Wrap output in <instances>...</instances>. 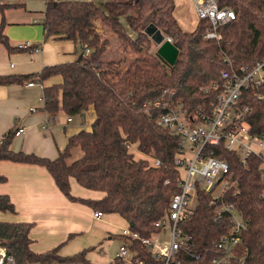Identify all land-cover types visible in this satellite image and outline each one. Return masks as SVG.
I'll return each instance as SVG.
<instances>
[{
  "label": "trees",
  "instance_id": "trees-1",
  "mask_svg": "<svg viewBox=\"0 0 264 264\" xmlns=\"http://www.w3.org/2000/svg\"><path fill=\"white\" fill-rule=\"evenodd\" d=\"M22 1L0 5V44L8 51L12 47L4 35L3 11L23 7ZM217 1L220 8L233 11L234 19L217 28L218 39H205L210 22L198 19L192 31L182 30L174 17L173 0H46L44 38L73 41L78 47L77 58L45 66L37 74L0 75V86L34 80L41 83L58 76L61 83L43 88L42 110L49 116L62 111L73 117L92 107L96 118L91 131L70 136L65 149L53 160L11 151L16 130H10L0 144V161L44 167L68 200L102 214L119 215L130 231L142 238L159 233L154 224L163 217L170 196L178 192L179 174L173 164L177 138L156 124L157 111H147L144 103L164 89H174L184 107L193 109L209 99L202 89L219 82L220 71L229 68L226 59L232 68H238L264 58V0ZM149 25L171 38L178 50L172 66L152 51L154 43L145 33ZM108 31L134 55L124 69H116L119 60L109 57L104 61L111 46ZM256 92L263 98H257ZM242 102L249 106L250 132L264 133V83L257 90L243 92ZM131 146L144 157L136 159ZM74 148H79L82 155L70 163ZM150 157L160 165L152 166ZM217 157L226 160L240 179L239 193L228 195L227 202L242 214L247 226L232 252L231 264H264V199L260 198L262 182L257 172L260 159L249 158L243 168L229 152L217 153ZM70 179L85 189L103 193L102 198L74 197ZM4 181L0 175V183ZM14 211L8 197L0 195V212ZM214 217L209 195L197 192L196 206L180 227L191 237L190 247L199 258L178 253L180 264H212L213 244L230 228L226 216L216 221ZM31 226L0 222V244L7 246L16 264H92L86 258L88 249L70 257L59 255L61 245L34 253L29 247ZM118 238L128 243L127 238ZM131 248L143 264H162L140 242L133 241ZM114 264L122 263L114 260Z\"/></svg>",
  "mask_w": 264,
  "mask_h": 264
},
{
  "label": "crops",
  "instance_id": "crops-1",
  "mask_svg": "<svg viewBox=\"0 0 264 264\" xmlns=\"http://www.w3.org/2000/svg\"><path fill=\"white\" fill-rule=\"evenodd\" d=\"M18 0H0L1 4H14ZM23 7H10L3 11L6 24L4 35L11 51L0 44V75L37 74L43 67L74 61L77 44L53 36L44 38L43 19L46 0H23ZM36 4H41L37 7ZM1 20V16H0ZM30 42L31 46H18ZM73 57V58H72ZM28 83H33L28 86ZM61 83L54 76L43 82L34 80L23 84L0 86V140L10 130L22 129L10 144L13 152L34 154L38 157L55 159L67 145L68 138L82 130L91 131L96 116L92 107L82 115L69 117L62 111L49 116L43 108V88ZM79 148L71 151L68 162L80 158ZM0 195H6L14 206L13 213L0 212V222L29 223L30 249L34 253H45L61 245L59 255L70 257L84 249L92 250L93 238L120 236L127 222L117 214L93 217L91 208L68 200L57 188L48 171L33 164L0 161ZM70 192L81 199L99 200L103 193L79 186L70 179ZM82 244L78 240H86ZM75 242L76 245L70 247ZM74 243V244H75ZM80 249L74 254L71 251ZM87 245V246H86ZM87 247V248H85ZM55 264V263H53Z\"/></svg>",
  "mask_w": 264,
  "mask_h": 264
},
{
  "label": "built area",
  "instance_id": "built-area-1",
  "mask_svg": "<svg viewBox=\"0 0 264 264\" xmlns=\"http://www.w3.org/2000/svg\"><path fill=\"white\" fill-rule=\"evenodd\" d=\"M193 6L198 19L210 22L211 29L203 35L205 39H218L217 28L234 19L233 11L220 8L217 0H193ZM166 39L172 43L171 38ZM30 46V42H26L18 48ZM226 62L229 68L220 71L219 82L202 89L209 96L205 103L193 109L185 108L177 99L174 89H164L159 96L144 103L147 111H157L156 124L177 138L173 164L179 174L176 182L178 192L170 196L163 217L154 224L160 231L165 226L168 228L169 240L159 245L151 240L155 234L142 238L127 226L121 230L120 236L127 238L128 243L123 242L114 260L122 264H143L131 248L133 241L140 242L162 264H180L178 253L198 259L199 255L190 247L191 237L180 224L195 208L197 192H201L209 195V204L214 208V220L226 216L230 223L228 233L213 244L215 255L211 263L231 264L232 252L247 226L242 214L227 202L228 195L236 196L239 193L240 179L226 160L217 157V153H231L243 168L247 167L249 158H259L257 172L262 182L260 198L264 199V133L250 132L247 124L249 106L242 102L243 92L257 90L263 85L264 58L238 68H232L228 59ZM27 85L32 86L33 83ZM256 97L263 98L259 92H256ZM21 132L22 129H17L14 136ZM150 164L157 167L160 161L150 157ZM164 183L168 184V180ZM193 202L195 206L190 210ZM102 216L100 211L93 213L95 219ZM0 264H16L7 246L2 244Z\"/></svg>",
  "mask_w": 264,
  "mask_h": 264
},
{
  "label": "rangeland",
  "instance_id": "rangeland-1",
  "mask_svg": "<svg viewBox=\"0 0 264 264\" xmlns=\"http://www.w3.org/2000/svg\"><path fill=\"white\" fill-rule=\"evenodd\" d=\"M45 1V0H44ZM175 9H174V17L176 18L178 24L180 25L181 29L187 32L192 31L196 23L198 21L197 14L195 12L194 6H193V0H173ZM37 7H41V4H36ZM101 30L100 28H98ZM127 33L129 31L126 29ZM110 40H111V46L108 49V53L104 56V61L109 60V57L113 61L119 60V65L116 69H124L130 62L133 61L134 55L129 53L123 43L118 40V38L108 31L106 34ZM166 37V36H165ZM157 50V46L154 44L152 47V51L155 52ZM74 56H78V51L75 52ZM73 58V57H72ZM112 67V66H111ZM114 68V67H113ZM130 151L134 153V156L136 159L143 158L144 156L138 152L134 146L130 147ZM150 160V158H149ZM195 206V203L190 206V210L193 209ZM119 235L121 232V227H118ZM85 238V237H84ZM86 239V238H85ZM152 242H157V244L162 245L168 242L169 240V230L165 226L162 228V230L153 235L151 237ZM80 244H82L84 241L87 243L88 239L86 240H78ZM93 245L92 250L88 253V258L94 263V264H114V259L116 257V254L119 251V247L123 244V241L119 239L116 236H105L103 238H93ZM75 242H72L70 244V247L73 245H76ZM80 244H77V249H73L74 251H71L74 254L78 252L80 249ZM87 246V245H86ZM87 248V247H85Z\"/></svg>",
  "mask_w": 264,
  "mask_h": 264
},
{
  "label": "water",
  "instance_id": "water-1",
  "mask_svg": "<svg viewBox=\"0 0 264 264\" xmlns=\"http://www.w3.org/2000/svg\"><path fill=\"white\" fill-rule=\"evenodd\" d=\"M145 33L151 41L157 46L156 53L167 64L173 65L178 56V50L166 37L154 26L149 25Z\"/></svg>",
  "mask_w": 264,
  "mask_h": 264
}]
</instances>
